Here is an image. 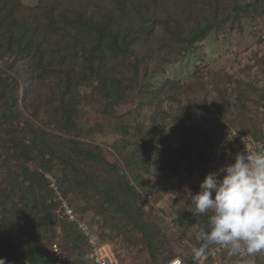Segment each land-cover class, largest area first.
I'll use <instances>...</instances> for the list:
<instances>
[{"label": "trees", "instance_id": "trees-1", "mask_svg": "<svg viewBox=\"0 0 264 264\" xmlns=\"http://www.w3.org/2000/svg\"><path fill=\"white\" fill-rule=\"evenodd\" d=\"M258 18L264 0H36L32 6L0 0V258L54 264L51 247L61 228L66 264H89L86 238L62 209L64 202L73 208L87 200L104 240L141 253L147 264L177 257L197 264L195 237L207 216L192 214L190 196L173 218L192 239L183 249L148 218L141 199L155 188L147 176L179 181L181 162L189 163V176L211 162L213 168L234 162L230 144L217 146L207 124L225 121L239 127L231 132L264 139L250 105L264 108L257 80L196 64L205 44L220 52ZM252 33L263 43L264 30ZM180 59L195 60L187 64L188 78L144 86L142 105L153 112L147 123L134 120L123 106L133 103L152 64L165 71ZM86 111L98 116L93 127L81 123ZM173 124L182 127L189 150L180 159L164 130ZM111 133L121 138L109 155L95 137ZM220 262L240 264L226 250Z\"/></svg>", "mask_w": 264, "mask_h": 264}, {"label": "rangeland", "instance_id": "rangeland-1", "mask_svg": "<svg viewBox=\"0 0 264 264\" xmlns=\"http://www.w3.org/2000/svg\"><path fill=\"white\" fill-rule=\"evenodd\" d=\"M35 1L36 0H23L25 5L28 6H32ZM256 22V24L247 22V28L244 33L242 35H233L227 41V43H225L224 47L221 48L220 52H217L214 49V46L205 44L202 51L197 53L196 64H199L207 71L232 72L233 70H236L238 71V78L246 76L250 80H257L258 87L260 88L262 94L264 92V64H262V60H264V44L258 43L259 40H257V37H260V35L255 37L253 36L252 32L253 30H257L259 34L260 29L262 31L264 30V18H258ZM255 54H257V58L254 57ZM209 55H212L213 57H209ZM190 61L191 63L195 62L194 59H180L175 65L168 67V69L165 71L158 70L155 65L152 64L151 73L148 78L142 80L133 92V98L131 102L134 104L132 103L127 106H123L124 110L130 112L134 120L147 123V116L153 112V108L142 105V98L144 97L145 93V91H143V87L150 84L157 86L161 82L165 81V79L168 77L183 78L186 80L189 76V67L187 64ZM256 63L260 64L261 66L258 67ZM193 65L194 64H191V67H193ZM254 65L255 67H253ZM246 67L248 68L245 69ZM258 96H255L253 100H256L257 102L259 100ZM253 100L250 102H253ZM250 105L254 107L253 111L258 115L263 126L264 108L256 107L252 104ZM170 106L171 104H167L164 106V108L169 110ZM231 118L237 121L239 120L240 116L239 114H236ZM97 121L98 116H96L94 111H86L81 123L85 126L93 127ZM207 127L213 130L216 137L215 142L219 147L221 144L229 143L228 141L236 133V131L231 132L232 130H238V126L235 127L233 124H229L225 121H222L216 127H209V124H207L204 129ZM171 129H175V133H173V135H171ZM164 130H166V133L169 134V144L176 153V159H180L181 156L179 154L181 153L184 155L188 154L189 150L186 149L185 144L181 141L183 133L182 127L174 124L166 125ZM120 138V135L111 133L106 136H96L95 142L105 148L110 155L112 150L111 145H113L115 141L119 140ZM156 142H158V140H156ZM188 165V162H181L180 166L183 175L179 181H170L167 183L163 180H160L155 175L147 176L155 188H153V190L149 191L148 193H144L141 199L142 206L146 211L148 218L153 223H158L160 226H162L163 229L168 232V235L177 243L179 249L191 246L192 239L190 235H185L182 233L174 224L173 218L174 212L176 211L175 209L178 208L179 204L183 203L187 196L198 192L197 188H199L200 183L204 179L205 175L210 172V169L213 168L211 162L210 164L208 163L205 168L199 169L192 176H189L187 173H185ZM86 202L87 200H82L79 204H77V207L73 206L78 218L87 220L84 222H91L93 228L99 232V235L100 233L103 234V232L106 231L97 227V224L95 223L96 220L93 219V213L89 211V206L86 204ZM62 235L63 232L61 228H59L53 241L56 242L57 239H59L67 261V255L64 251L66 241L62 239ZM101 238L104 240L102 236ZM104 241L113 246L117 264H147L144 255L139 252L132 253L128 251L119 241H112L108 238L107 241ZM238 263L243 264V261L240 257ZM256 264H264V253L257 254Z\"/></svg>", "mask_w": 264, "mask_h": 264}, {"label": "clouds", "instance_id": "clouds-1", "mask_svg": "<svg viewBox=\"0 0 264 264\" xmlns=\"http://www.w3.org/2000/svg\"><path fill=\"white\" fill-rule=\"evenodd\" d=\"M232 159L205 175L200 190L190 194L192 214L207 216L195 237L197 264H204L210 246L242 258L243 264H256L257 254L264 253V142ZM0 264L6 260L0 258Z\"/></svg>", "mask_w": 264, "mask_h": 264}, {"label": "built area", "instance_id": "built-area-1", "mask_svg": "<svg viewBox=\"0 0 264 264\" xmlns=\"http://www.w3.org/2000/svg\"><path fill=\"white\" fill-rule=\"evenodd\" d=\"M261 39L264 43V33L261 35ZM228 142L230 144V155L231 158H233L236 152L243 151L244 149H252L255 147L257 142H264V139H253L249 136H245L241 133L236 132ZM218 169L219 168H211L210 172L217 171ZM62 209L68 221L76 224L80 232L86 238L88 244L87 259L89 261V264H117L113 247L109 243L102 240V238L95 231L92 225L87 222L81 221L78 218L74 208H72L67 202L63 203ZM51 250L54 264H66V257L59 239H57L56 242L54 241L52 243ZM222 251H224V249L216 247L211 249L209 251L207 259L204 261V264H209L210 260L213 261V264H221L220 253ZM168 264H182V261L180 260V258H175Z\"/></svg>", "mask_w": 264, "mask_h": 264}]
</instances>
